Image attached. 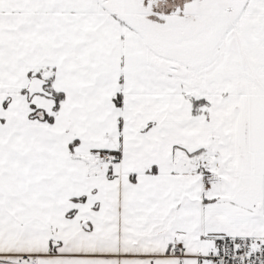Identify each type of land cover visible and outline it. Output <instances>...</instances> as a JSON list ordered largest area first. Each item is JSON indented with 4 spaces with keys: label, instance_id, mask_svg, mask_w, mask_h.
I'll return each mask as SVG.
<instances>
[{
    "label": "snow or ice",
    "instance_id": "obj_1",
    "mask_svg": "<svg viewBox=\"0 0 264 264\" xmlns=\"http://www.w3.org/2000/svg\"><path fill=\"white\" fill-rule=\"evenodd\" d=\"M0 264H264V0H0Z\"/></svg>",
    "mask_w": 264,
    "mask_h": 264
}]
</instances>
